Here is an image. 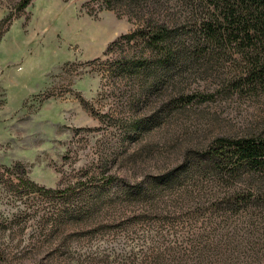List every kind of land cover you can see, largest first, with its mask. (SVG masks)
Returning <instances> with one entry per match:
<instances>
[{"label":"rangeland","instance_id":"374dc122","mask_svg":"<svg viewBox=\"0 0 264 264\" xmlns=\"http://www.w3.org/2000/svg\"><path fill=\"white\" fill-rule=\"evenodd\" d=\"M179 11L0 0V264H264V177L203 164L264 136V96L161 77L149 38Z\"/></svg>","mask_w":264,"mask_h":264},{"label":"trees","instance_id":"16d2710c","mask_svg":"<svg viewBox=\"0 0 264 264\" xmlns=\"http://www.w3.org/2000/svg\"><path fill=\"white\" fill-rule=\"evenodd\" d=\"M177 1L173 29L162 26L149 38L161 46V77L173 71L194 84L189 99L200 102L264 96V0ZM204 163L222 175L264 177V136L219 138Z\"/></svg>","mask_w":264,"mask_h":264}]
</instances>
